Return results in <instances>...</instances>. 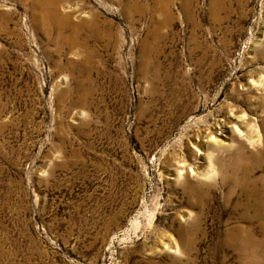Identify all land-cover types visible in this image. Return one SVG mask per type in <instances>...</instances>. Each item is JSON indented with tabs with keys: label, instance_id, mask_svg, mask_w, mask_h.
<instances>
[{
	"label": "rangeland",
	"instance_id": "1",
	"mask_svg": "<svg viewBox=\"0 0 264 264\" xmlns=\"http://www.w3.org/2000/svg\"><path fill=\"white\" fill-rule=\"evenodd\" d=\"M45 6L0 0V264H264V0Z\"/></svg>",
	"mask_w": 264,
	"mask_h": 264
},
{
	"label": "bare ground",
	"instance_id": "2",
	"mask_svg": "<svg viewBox=\"0 0 264 264\" xmlns=\"http://www.w3.org/2000/svg\"><path fill=\"white\" fill-rule=\"evenodd\" d=\"M41 1H42V4H45L47 7H49L51 9V12L53 13V15H52L50 12H48L47 15H46V17L49 20L53 21L55 24H57L58 27H59V25L68 26L69 24H71L69 18L66 15L62 14L60 12V10H59V4H60L61 0H41ZM54 12H56V15L54 14ZM236 129H237V132H238V133L236 132L238 134V137H240L241 135H243L242 134L243 132L240 130L241 128L237 127ZM241 144H243V141H241L239 143V145H241ZM251 171H255V169L252 168L249 171V173H251ZM247 182L248 181H245V183H247ZM250 190H251L249 192L250 195L253 194L254 197L256 196L257 197V201H260V203L257 206L254 207V216H251L250 220L248 218H245V220L248 223H251V224H253L254 222L259 223V222H261V221L264 220V184H262L257 189L256 192H255V187L254 186ZM243 231L239 232L237 234V236L244 237L245 239H247V238H249V239L254 238L253 235H251V234L249 235V233H246V231H244V232Z\"/></svg>",
	"mask_w": 264,
	"mask_h": 264
}]
</instances>
